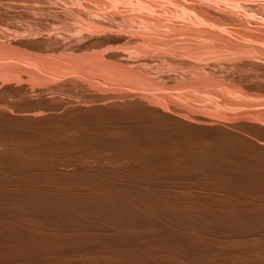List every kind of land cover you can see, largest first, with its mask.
<instances>
[{"label": "bare ground", "instance_id": "bare-ground-1", "mask_svg": "<svg viewBox=\"0 0 264 264\" xmlns=\"http://www.w3.org/2000/svg\"><path fill=\"white\" fill-rule=\"evenodd\" d=\"M172 179L264 196V0H0V264H264Z\"/></svg>", "mask_w": 264, "mask_h": 264}, {"label": "rangeland", "instance_id": "rangeland-1", "mask_svg": "<svg viewBox=\"0 0 264 264\" xmlns=\"http://www.w3.org/2000/svg\"><path fill=\"white\" fill-rule=\"evenodd\" d=\"M175 180V179H174ZM183 180V181H182ZM181 180V182H179V180H176V181H174V183H173V179L172 180H170V181H172V182H169V183H172V185H174L175 187L174 188H176V190L177 189H181V190H177V192H174V195H172V191H170V192H168L167 191V193L168 194H170L171 193V196H174V197H177L176 195L178 194V195H184V197L186 196V197H191L192 195V198H193V201L195 202V203H198V201H199V203H203L204 202V200H205V204L207 205V204H209L208 206L209 207H206V208H211V207H215L214 205L215 204H217V205H221V206H224V207H227L226 205H227V200H228V198H229V201H228V204H229V206H232V205H235V204H243V207H248V205H249V207L250 208H252L253 206H255L254 208H257V209H259V205H261V207H260V209L261 208H264L263 206H262V204L264 205V201H263V199H264V196L262 197V196H260V195H258V194H251L252 196H254L253 198H252V196L250 195V194H247V195H245V197L242 199V197H243V195L241 196H238L237 198L238 199H240V200H238L237 198H236V196H229V195H226L225 194V196H224V194L222 193V194H220L219 192H217L216 190H214L213 188H211L212 186H211V184L209 185V184H207V183H204V184H201V183H195V182H193V184H195V186L190 182V184L188 185V181L187 180H185L184 181V179H182ZM187 181V182H186ZM186 183V185H185V183ZM176 183H177V185H176ZM197 184V185H196ZM206 184V185H205ZM181 185V186H180ZM201 185L203 186L202 188H200L201 187ZM179 188H178V187ZM186 186V187H185ZM196 186H198V187H196ZM181 187V188H180ZM195 188V189H193V190H195V191H193V190H191L192 188ZM186 188H187V190H186ZM190 190H189V189ZM208 188H210V189H208ZM182 189H185L184 191H182ZM199 189H201V190H203V189H205V190H203V191H201V190H199ZM175 190V191H176ZM197 190V191H196ZM208 190V191H207ZM209 190L212 192V190H213V194L211 195L210 194V192H209ZM188 191V192H187ZM192 192V194L190 195V193ZM201 191V192H200ZM216 191V192H215ZM179 192V193H178ZM187 192V193H186ZM193 192H195V193H193ZM204 192V193H203ZM206 192V193H205ZM180 193H184V194H180ZM186 193V194H185ZM197 193V194H196ZM207 193H209V194H207ZM198 194L200 195V196H198ZM205 196H203V195ZM205 194H207V195H205ZM220 196H222V198L221 197H219L218 195ZM198 197H197V196ZM201 195H202V197H204V199H202L201 198ZM216 195V196H215ZM206 196H208L209 198H210V200H208L209 198L208 197H206ZM215 196V197H214ZM258 196H259V198H258ZM178 197H181V196H178ZM184 197H182V198H184ZM195 197H197L198 199L199 198H201V199H199L198 201H196L197 200V198H195ZM214 197V198H213ZM217 197V198H216ZM221 198V199H219V198ZM226 199H225V198ZM233 197H235V198H233ZM211 198H213L212 199V202H210L211 201ZM216 198V199H215ZM247 198H248V200H247ZM258 198V200H256ZM184 199H189V198H184ZM195 199V200H194ZM208 200V202H210V203H206L207 202V200ZM231 199L233 200V201H231ZM249 199L251 200V202L250 203H252L251 205H250V203H248L249 202ZM201 200H203V201H201ZM214 200V201H213ZM217 200H218V203H216L217 202ZM243 200V201H242ZM247 202H246V201ZM222 201L224 202L223 204H222ZM236 201V202H235ZM253 201V202H252ZM255 201V202H254ZM259 201H260V203H262V204H259ZM213 202H215V204H213ZM234 202V203H233ZM220 203V204H219ZM226 203V204H225ZM247 203H248V205H247ZM253 203H256V205L254 204L253 205ZM210 204H212V205H210ZM225 204V205H224ZM242 204L240 205V206H242ZM246 205V206H245ZM211 206V207H210ZM257 206V207H256ZM200 208V207H199ZM213 208H211V209H213Z\"/></svg>", "mask_w": 264, "mask_h": 264}]
</instances>
